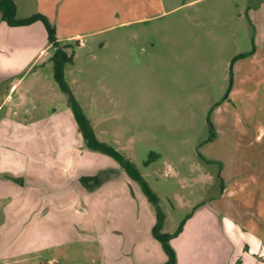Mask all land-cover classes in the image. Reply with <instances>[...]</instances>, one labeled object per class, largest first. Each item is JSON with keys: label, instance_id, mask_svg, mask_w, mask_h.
I'll return each instance as SVG.
<instances>
[{"label": "crops", "instance_id": "0c3cea01", "mask_svg": "<svg viewBox=\"0 0 264 264\" xmlns=\"http://www.w3.org/2000/svg\"><path fill=\"white\" fill-rule=\"evenodd\" d=\"M11 1L18 20L46 16L56 42L72 57L74 47L96 39L102 48L108 34L119 39L116 29L168 11L163 0ZM255 15L257 44L250 55L261 59L264 3ZM55 49L41 22L8 26L0 12V264H58L49 252L77 242L96 243L99 264H163L166 255L152 236L154 209L140 185L112 157L85 146L58 93ZM237 135L242 146L264 144V128ZM84 177H98L99 183L89 190ZM208 184L212 195L194 207L170 240L175 264H264V161L224 164L208 176ZM163 227L168 234L177 230Z\"/></svg>", "mask_w": 264, "mask_h": 264}, {"label": "rangeland", "instance_id": "374dc122", "mask_svg": "<svg viewBox=\"0 0 264 264\" xmlns=\"http://www.w3.org/2000/svg\"><path fill=\"white\" fill-rule=\"evenodd\" d=\"M163 1L167 13L116 29L119 39L108 34L104 47L96 39L74 47L63 74L93 134L131 160L171 232L212 195L209 175L230 162L264 161V144L245 147L237 135L264 128V58L250 55L264 0ZM49 253L58 264H99L96 243Z\"/></svg>", "mask_w": 264, "mask_h": 264}, {"label": "trees", "instance_id": "16d2710c", "mask_svg": "<svg viewBox=\"0 0 264 264\" xmlns=\"http://www.w3.org/2000/svg\"><path fill=\"white\" fill-rule=\"evenodd\" d=\"M0 12L2 20L6 22L8 26H24L36 21L42 23L47 33L48 42H50L56 48L51 58V62L53 64L54 80L57 83L60 91L66 97L68 107L73 112L85 146L92 151H97L112 157L119 163V165L128 174V176L140 185L147 201L152 205L154 209L156 222L152 228V236L161 245L166 255L167 259L163 264H175L176 256L173 248L170 245V240L180 232L182 223L173 234L162 232L163 215L161 213L159 201L156 195L150 190L139 172L126 158H124L120 153L115 151L106 143L100 142L95 138L88 120L81 112L69 86L64 80V66L65 64L71 62L72 55H68L66 53L65 46H62L56 42L54 26H52L47 17L42 14H34L28 18L21 20L16 19V8L11 0H0ZM207 126L209 130V136L207 140L210 141L215 137V133L209 116L207 117ZM149 162L150 160L146 161L145 165H147ZM81 183L89 190H92L98 185L99 182L98 177H84L81 179Z\"/></svg>", "mask_w": 264, "mask_h": 264}, {"label": "built area", "instance_id": "2783aa9c", "mask_svg": "<svg viewBox=\"0 0 264 264\" xmlns=\"http://www.w3.org/2000/svg\"><path fill=\"white\" fill-rule=\"evenodd\" d=\"M78 45L82 47V46H83V43H82V42H79V44H78Z\"/></svg>", "mask_w": 264, "mask_h": 264}]
</instances>
